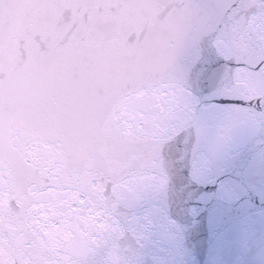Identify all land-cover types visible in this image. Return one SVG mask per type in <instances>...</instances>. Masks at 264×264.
<instances>
[{"label":"snow or ice","instance_id":"obj_1","mask_svg":"<svg viewBox=\"0 0 264 264\" xmlns=\"http://www.w3.org/2000/svg\"><path fill=\"white\" fill-rule=\"evenodd\" d=\"M237 136L264 0H0V264H182Z\"/></svg>","mask_w":264,"mask_h":264},{"label":"water","instance_id":"obj_2","mask_svg":"<svg viewBox=\"0 0 264 264\" xmlns=\"http://www.w3.org/2000/svg\"><path fill=\"white\" fill-rule=\"evenodd\" d=\"M8 15L22 22L17 10ZM258 140L237 136L220 161L229 198L218 185L197 186L207 198L190 205L198 216L185 222L182 264H264V160Z\"/></svg>","mask_w":264,"mask_h":264}]
</instances>
